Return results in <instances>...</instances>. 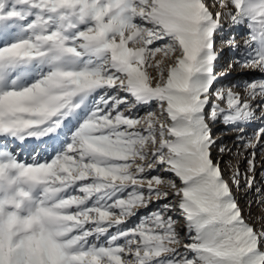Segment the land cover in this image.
<instances>
[{
    "label": "snow or ice",
    "instance_id": "snow-or-ice-1",
    "mask_svg": "<svg viewBox=\"0 0 264 264\" xmlns=\"http://www.w3.org/2000/svg\"><path fill=\"white\" fill-rule=\"evenodd\" d=\"M210 3L0 0V264H264L210 127L253 150L251 189L264 0ZM217 37L234 53L220 71ZM233 65L260 75L229 86Z\"/></svg>",
    "mask_w": 264,
    "mask_h": 264
},
{
    "label": "rangeland",
    "instance_id": "rangeland-1",
    "mask_svg": "<svg viewBox=\"0 0 264 264\" xmlns=\"http://www.w3.org/2000/svg\"><path fill=\"white\" fill-rule=\"evenodd\" d=\"M206 2H209L210 10L213 11V13L219 10L218 8L211 7L210 0H206ZM222 23L225 25L226 35H234L236 43L243 46V39L246 33L240 32L235 28L230 29L228 27L227 19H224ZM215 47L217 51L221 52V58L216 70L220 71L222 68L228 69L229 62L234 58V53L227 45L221 44L219 37H217ZM229 71L230 75L225 81L229 86L236 84L238 81L247 80L260 75L258 71L244 69L239 65H233ZM233 90L242 92V89L239 88H233ZM221 106L224 105L221 104ZM152 108L155 109L156 105L153 104ZM143 111L144 110L142 109L141 112L143 113ZM258 126V123L250 125L244 133L245 138L247 139L248 137H251ZM210 127L212 129V136L216 139V144L212 148V159L214 162H219L223 177L229 182L232 195L235 197L238 206L242 211L245 222L259 232L264 229V202H262L264 201V175H262V173H264V149L258 147L256 150L255 183L252 188L249 189L243 174L247 173L248 176L253 175V173L248 172V161L252 159L253 150L251 148H245L243 142L236 139L238 133L226 128L222 123L217 122L212 124L210 122ZM221 145H223L226 150L230 149L231 151H225V153L221 155L219 151ZM30 146L31 145L23 150L22 155L24 158L28 157ZM237 170L242 174L239 188L236 187L230 178L231 174ZM160 174L164 177L172 178L171 173L161 172ZM177 183H179L178 180ZM257 188L261 190L259 195L256 192ZM152 207L154 208L156 205H152ZM141 212H143V210H141ZM176 218L179 219V216ZM177 227L178 230H181V235L183 237V221H180Z\"/></svg>",
    "mask_w": 264,
    "mask_h": 264
},
{
    "label": "bare ground",
    "instance_id": "bare-ground-1",
    "mask_svg": "<svg viewBox=\"0 0 264 264\" xmlns=\"http://www.w3.org/2000/svg\"><path fill=\"white\" fill-rule=\"evenodd\" d=\"M219 64V61L217 62V65ZM215 141H216V139H215ZM182 221V220H181Z\"/></svg>",
    "mask_w": 264,
    "mask_h": 264
}]
</instances>
